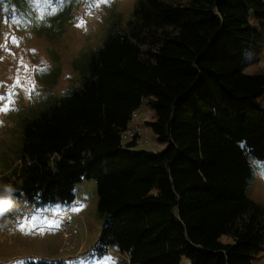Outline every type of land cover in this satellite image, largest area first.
Instances as JSON below:
<instances>
[{
  "label": "trees",
  "instance_id": "1",
  "mask_svg": "<svg viewBox=\"0 0 264 264\" xmlns=\"http://www.w3.org/2000/svg\"><path fill=\"white\" fill-rule=\"evenodd\" d=\"M263 27L264 0H138L80 84L25 122L5 186L19 200L69 202L94 178L98 245L130 264H251L264 243V207L247 192L249 158L264 161V69L243 68ZM144 99L162 150L121 136Z\"/></svg>",
  "mask_w": 264,
  "mask_h": 264
},
{
  "label": "rangeland",
  "instance_id": "2",
  "mask_svg": "<svg viewBox=\"0 0 264 264\" xmlns=\"http://www.w3.org/2000/svg\"><path fill=\"white\" fill-rule=\"evenodd\" d=\"M137 1L0 0V109H9L0 110V201H8L0 211V264H101L108 257V264H130L116 245H98L103 221L94 178L74 184L72 201L38 204L14 198L2 175L19 165L25 122L80 84L90 54L114 22L126 25ZM249 19L258 23L251 14ZM262 69L264 41L246 52L243 68L249 74ZM259 100L264 108V92ZM140 109L134 149L162 150L167 142H159L145 124L152 119L145 99ZM249 160L254 175L247 192L264 207V161ZM64 218L77 223L76 232L61 233ZM221 240L232 239L223 234ZM251 264H264V243Z\"/></svg>",
  "mask_w": 264,
  "mask_h": 264
},
{
  "label": "built area",
  "instance_id": "3",
  "mask_svg": "<svg viewBox=\"0 0 264 264\" xmlns=\"http://www.w3.org/2000/svg\"><path fill=\"white\" fill-rule=\"evenodd\" d=\"M140 115V109H135L132 112L125 129L121 133L122 138H132L134 135L139 134L140 129L138 120L140 118ZM77 226V223L74 222L72 219H66L64 220V227L61 229V233L63 232L64 234L71 235L73 232H76Z\"/></svg>",
  "mask_w": 264,
  "mask_h": 264
},
{
  "label": "snow or ice",
  "instance_id": "4",
  "mask_svg": "<svg viewBox=\"0 0 264 264\" xmlns=\"http://www.w3.org/2000/svg\"><path fill=\"white\" fill-rule=\"evenodd\" d=\"M17 83H18V81H17ZM0 99H3V97H0ZM9 103H11V101H9ZM0 110L7 111L9 109H8V106L6 105L4 108H2ZM241 147L242 148H245L246 146L245 145H241ZM7 203H8L7 200L0 201V211H3L4 210V206H6ZM110 260H111L110 257L105 258V261L101 262V264H108V261H110ZM78 264H87V262L86 261H79ZM113 264H114V262H113Z\"/></svg>",
  "mask_w": 264,
  "mask_h": 264
}]
</instances>
